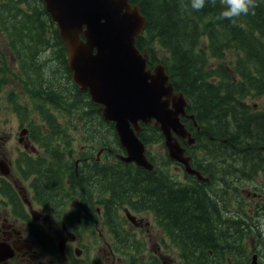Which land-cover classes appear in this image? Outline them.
Instances as JSON below:
<instances>
[{"label": "trees", "instance_id": "trees-1", "mask_svg": "<svg viewBox=\"0 0 264 264\" xmlns=\"http://www.w3.org/2000/svg\"><path fill=\"white\" fill-rule=\"evenodd\" d=\"M129 2L138 5L145 17L144 31L136 37L135 45L140 52L148 56V68L152 69L156 63H162L174 90L184 94L188 102V112L194 114L197 126H204L206 138L211 136L220 141L218 152H229L234 155L235 160L246 163V168L236 167V171L245 172L246 175L255 171L258 165L264 163V111L250 112L251 106L243 103L240 95L264 93V0H257L258 7L254 15L242 16L235 22L218 19L220 0H217L214 7L206 4L200 11L192 10L189 0ZM0 27L8 28L5 30L9 36L7 42L13 46L18 44L17 48L24 51L27 48L29 51V54L15 56L19 63L18 69L27 75V89L39 93H49V90L63 92L61 89H64V84H71V88L66 86V89L74 93L73 108L70 110L66 97L60 98L63 108L59 113L66 111V124L70 123L73 116V127L80 126L78 131L81 134L83 132V137L86 136L90 142L88 149L75 157L78 160L77 173L63 176L62 170L67 169V159H62L61 155L72 153L69 148L71 143L67 134L68 126L61 128L57 121L48 119L49 123L51 122V133L47 136L53 138V142L49 144L47 152H44V157L53 158L56 162L39 158L32 162L33 167L28 173L41 176V190L44 195H51L58 189L60 195L57 200H65L69 198L70 192H73V195L80 192L82 195V190L86 192L87 187L90 188L89 194L95 195L98 200L100 194H105L101 201L106 211L104 226L112 235L114 249L130 256L127 257L129 264L137 262L130 249L143 247V242L127 230L124 221L122 230L119 231L115 227L116 223L111 220V211L113 214L123 209L132 212H154L159 226L169 232L173 242L186 253L188 260L189 257L194 258V264H215L210 259L209 250L216 252V263L219 264L226 255L233 258L237 252L243 251L245 244L242 231H236L235 236L230 238L226 233L222 238L224 241H234V248L229 245H216L213 237L216 229L207 220L199 217L200 213L204 216V209L199 208L200 191H191L193 189L189 190L174 182L172 178H165L164 182L163 174L157 173L164 168L155 162L149 147L154 143L163 144V136L153 123H141L138 137L145 144V154L154 164V168L146 170L134 163L122 162L118 158L124 151L114 126L103 118L99 106L91 102L88 92L80 91L72 84V72L67 66L65 56L66 49L57 38V30H53L58 46V51L54 50L53 53L57 59L52 62L58 63L57 76L62 75L65 82L63 85L60 81L56 85L52 83V71L49 69L52 68L51 62H48V65H39L33 56L35 46L46 40V28L56 27L41 0H0ZM201 40L204 45L199 44ZM205 49L209 56L226 60L231 67H225V63H217L215 68L207 67L208 56L204 54ZM226 52L233 54L231 61L226 59ZM4 59L0 60V76L10 70ZM26 62L31 63L33 67H28ZM38 68L43 72L46 69L51 71L49 80L30 77L34 74L32 70ZM4 84L5 78L0 77V89ZM44 85H47L49 90ZM100 126L101 131L97 130ZM204 142L205 140L202 141ZM209 144L210 142L206 146ZM223 146H228V150L223 151ZM103 148L106 150L102 155L113 156L114 161L96 159L94 153ZM241 155L243 158L239 157ZM250 155L255 157L250 158ZM165 160L168 163L172 161L168 157ZM255 163L258 165L252 168ZM27 171L28 168L24 169L25 173ZM43 172L45 174H42ZM66 178L70 181H65ZM36 181L37 179L34 184ZM198 184L192 180L193 186ZM46 200L53 199L48 196ZM223 203L225 204V201L212 203L207 213L218 214ZM253 235L258 237L255 231Z\"/></svg>", "mask_w": 264, "mask_h": 264}, {"label": "flooded vegetation", "instance_id": "flooded-vegetation-1", "mask_svg": "<svg viewBox=\"0 0 264 264\" xmlns=\"http://www.w3.org/2000/svg\"><path fill=\"white\" fill-rule=\"evenodd\" d=\"M7 29L0 27V33H3V36L5 35V40L9 37L5 33ZM53 30H57L56 35L59 39L57 27H49L46 28V40L39 42L37 47L35 46L36 51L33 56L35 58L40 56V60L36 61L39 65L44 63L48 65V62L57 59L53 53L54 50L58 51ZM6 45L8 51L5 50L4 54H8L9 59L17 62L15 56L24 54V50L17 48L18 44L13 46L8 42ZM65 71L67 72V70ZM31 78L39 79L47 78V76ZM64 86V90L67 91L65 93H46L43 91L32 93L34 96L42 98L39 105H20L21 103L16 99L9 105V108L20 119L19 122H16L17 130L15 133L12 132L13 127H3L2 129L5 130L0 133V143H2L1 140L6 145L12 139L17 141L16 152L12 155L6 154L0 149V160H3L9 168L8 175L4 176L0 173V264H108L109 262L110 264H115V262L120 264L116 258L113 262L108 261L109 254H112L111 251L91 258L93 256L91 255V249H95V253H100L99 243L101 239L104 241L101 231L106 229V226H104L106 211L101 201L105 194H100L98 200L95 195L89 194L90 188L87 187L86 192L84 189L82 190V195H80V192L76 195L70 192L68 199L57 200L60 195L58 189L51 195H44L43 190H41L43 185L41 176L33 173L28 174L33 167L32 162L43 158L40 156L41 152H47L49 144L53 142V138L47 136L48 133H51L49 132L51 122L49 123L48 119L51 118L52 121H57L54 110L58 111L60 108L61 111L63 108L58 97H66L68 101L73 99V91L66 89V86L71 88V84L67 83ZM24 92L21 91L20 94L23 95ZM10 98H12V95L9 96ZM29 99V97L25 98L24 101L30 104ZM33 113L37 115V118L33 116ZM185 114V116H182V123L195 141L193 144H188L187 138H180V143L185 149V155L189 158L190 166L196 173H188L184 164H180L186 178L184 181H177L175 177H170L168 171L165 170H159L157 173L163 174L164 182L165 178L167 180L172 178L174 182L182 184L189 190L193 189L196 193L198 191L202 193L203 202L200 201L199 208L204 209V216L200 213L199 217L207 220L216 229L213 235L216 245L221 244L225 247L229 245L234 248V241L230 239L228 241L222 240L226 233L229 234L230 238V236H235L236 231H242L243 240L245 235L250 232L252 236H254V231L258 234V237L254 236L253 239L256 243L254 247L249 250L245 247L241 253L237 252L232 262H230L231 256L227 257L226 255L221 264H226L227 260V264H264V163L262 165L257 163L252 165V168L258 166L254 169L255 171L247 175L245 172L236 171V167L232 166L234 155L229 152L220 153L218 149H213L212 145L217 147L220 141L211 136L206 138L204 126H197L195 117L193 119L188 117L193 113L188 112L187 106L185 107ZM21 131L22 135L20 134ZM203 140H205L204 143H202ZM209 142L210 144L206 146ZM225 142L226 140L223 143ZM228 148V146L224 147L225 150H228ZM103 149H100V154L96 153L97 160L101 158L102 152L106 150V148ZM224 149L222 150L224 151ZM12 156L15 157L11 158ZM61 158L67 159V169L62 170L63 176L77 173L78 160L75 159L73 154H63ZM110 159L115 160L113 156H110ZM44 161L56 162L55 159L46 157H44ZM226 161L229 162L228 165H225ZM214 162L220 164L214 165ZM242 165L243 168H246V163ZM225 167L228 168L223 169ZM26 168H28V171L25 173L24 169ZM256 171L260 175L259 183L254 178ZM42 174H45V172ZM247 177H250V179ZM36 179L37 181L34 184ZM192 180L197 181L199 184L193 186ZM65 181L69 182L70 180L66 178ZM214 181L219 183L215 184ZM244 182L251 183L254 190L246 191ZM48 196H51L53 200H46ZM76 200L78 206L70 209V203ZM221 201H225V204L221 206V211L218 214L209 215L207 213L209 206L214 202ZM126 210H117L115 214L111 211L113 223H117V226L120 223L122 230V222L124 221L127 224L129 222L135 229L146 233L144 228L146 221L139 218V221H136L137 225L132 224L126 217ZM149 215H151L149 219L153 223L155 221L161 233L165 235L161 242L164 245L166 240H169L171 244L174 243L169 232L167 233L159 226L156 214L150 212ZM142 221L145 222L142 224ZM249 223L253 229L249 227L247 231L244 225L248 226ZM232 224L235 226H232ZM132 229L134 228H129L135 234ZM109 235L112 237L111 234ZM152 251L154 250L146 253V256L152 255ZM181 252L185 264H194L193 257H189L190 260H188L186 253L182 250ZM161 255L163 261H160L163 264L168 257L165 254ZM209 256L215 264H219L216 263L218 260L216 252L209 250ZM136 261L139 260L136 259ZM150 262V264H158L153 262L152 258ZM199 262L201 261L199 260Z\"/></svg>", "mask_w": 264, "mask_h": 264}, {"label": "water", "instance_id": "water-1", "mask_svg": "<svg viewBox=\"0 0 264 264\" xmlns=\"http://www.w3.org/2000/svg\"><path fill=\"white\" fill-rule=\"evenodd\" d=\"M42 2L66 49L73 84L87 91L91 102L100 106L103 118L113 123L125 150L118 158L152 170L154 165L137 135L141 123H153L163 136L168 158L184 164L188 173H196L178 140L187 138L188 144L195 141L180 121L186 115L187 100L174 90L163 64L148 68V56L135 45L145 27L138 5H131L129 0ZM0 173H9L3 160ZM126 215L137 225L135 216Z\"/></svg>", "mask_w": 264, "mask_h": 264}, {"label": "rangeland", "instance_id": "rangeland-1", "mask_svg": "<svg viewBox=\"0 0 264 264\" xmlns=\"http://www.w3.org/2000/svg\"><path fill=\"white\" fill-rule=\"evenodd\" d=\"M7 35V34H6ZM5 36V35H4ZM3 36V33H0V60H2V58H5L4 60L7 62L8 67H9V71L6 72V74L1 75L0 77H4L5 78V84L1 87L0 89V133L1 131L5 130L2 129L3 127L8 128V127H13L12 132L15 133L16 132V122H19V116L12 111L9 108V105L12 103V101H16L18 100L21 104L20 105H39L41 103L42 98L39 96H34L32 93H38V91L36 90H32V89H27L28 86L27 84H25V80L27 82L26 76L25 74L21 73V70H19L17 67H19V63L18 61L15 62L12 59L8 58V54H4L5 50L8 51L7 49V39L5 40V37ZM7 42V43H6ZM200 45H204L203 44V40L200 41L199 43ZM206 50V49H205ZM36 51V50H35ZM35 53V52H34ZM158 53V52H157ZM29 54V51L26 48V51H24V55ZM32 54V53H30ZM159 54V53H158ZM205 56H208V63H207V67H214L217 63H225L227 65H225V67L230 68L231 66H228V63L226 60L223 59H219V58H215L212 56H209L207 53V50L204 52ZM226 59H228L229 61H231L233 59V54H231L230 52H226ZM17 60V59H16ZM36 60H40V56L36 57ZM18 63V65H17ZM52 68H49L51 71L49 70H44L41 71V69H35L32 70L34 72V74H32L30 77H46L47 76V80H49L50 78V72H51V76H53L52 79V83L54 85H56L57 82L60 81V83L63 85L65 82V79L63 78V76H59L60 78H58L57 73H58V63L57 62H51L50 63ZM26 65L30 68L33 67V65L31 63L26 62ZM21 66V65H20ZM21 69V67H20ZM37 80V78H34ZM44 82V81H43ZM27 86V88H26ZM44 87L48 88L47 85H44ZM28 90V91H26ZM49 90V88H48ZM21 91H25L24 94H20ZM35 91V92H33ZM61 91L63 92H51L49 90L50 93H64L65 90L61 89ZM12 92V93H11ZM28 94V95H27ZM225 94V93H224ZM12 95V98L9 99V96ZM241 100L243 103L250 105V112L253 111H264V93H260V94H256V93H247V94H241ZM30 98V104H28L27 102L24 101L25 98ZM16 99V100H15ZM59 101H60V97H58ZM69 108L70 110H72L73 108V101H69ZM248 110V109H246ZM60 108L58 109V111L54 110V113L56 114V118H57V122L58 125L62 128L63 126H65L64 128H66L67 126V134H68V139H70V143H71V148L72 149V153L74 155V157H78L80 155L81 151H86L88 148V146L90 145L89 140L87 139V137H83V132L81 134V132L78 131V129H80V126H78V128L73 127L74 125V121H73V116L71 117L70 123L68 122V124H66V121L68 120V117H66V111H63L62 114L59 113ZM20 115V114H19ZM40 115V114H39ZM33 116L35 118H37V115L35 113H33ZM41 116V115H40ZM5 122V123H4ZM2 123V124H1ZM55 123V124H56ZM97 130L101 131V126L97 127ZM1 135V134H0ZM82 135V137H81ZM97 135H99V133H97ZM59 141H61L60 139H58ZM2 143H0V149H2L6 154L12 155L14 152H16V143L17 141H13V139L11 141L8 142V144L6 145L5 143H3V140H1ZM58 141V142H59ZM5 144V145H4ZM18 145V144H17ZM225 146L222 147V149H224ZM62 148V146H61ZM150 151L153 153L154 157H155V162L158 164L159 167L164 168L165 171H168V173L170 174V177H175V179L178 181H184L185 178V174L184 171L181 167L180 164H177L173 161L171 162H166L165 158L167 157L165 154V148L163 146V144L160 143H154L152 144L150 147ZM213 149H218L219 147H214L212 145ZM68 149V148H67ZM225 150V149H224ZM96 155V152L94 153ZM41 157L44 158L45 154L41 152L40 154ZM15 156H12L11 158H14ZM239 157H242L239 156ZM255 156H251L250 158H253ZM101 159H105V161L107 159H110V156L103 154L101 156ZM235 160V159H234ZM107 162V161H106ZM216 164H220V163H216ZM228 161H226V165H228ZM243 163L239 160L236 159L235 161H233V167H242ZM228 167H225L223 169H227ZM257 172V173H256ZM254 174V178L255 181L257 183H259V179H260V175L258 173V171H256ZM250 179V177H247ZM176 182V181H175ZM216 182V181H214ZM244 188L246 191H252L254 190V188L251 186L250 184H247L246 182H244ZM194 191V190H191ZM206 191V190H205ZM195 192V191H194ZM199 198L201 199V202H203V198H202V193L200 194ZM78 206V202L76 201H72L70 203V209L74 208ZM79 208V207H78ZM131 212V214L136 215L138 218H143V220L146 221L144 228H145V232H141L138 229H135L134 226H132L129 222L128 224H125L127 230L134 234L133 232H131L129 230V228L131 229V227H133L134 229H132L135 234L136 237L143 243H141L143 245V247L139 248V249H130L132 255H134L135 259H138L139 261L136 262V264H150V259L152 258L153 262L161 264V261H163V256L162 255H166L167 260L165 263L163 264H185L186 262L184 261L183 257H182V252L180 250V248L172 243L168 240H166V244L164 245L161 242V239L165 238V235L163 233H161L160 228L157 226V224L154 223L149 219V217L151 218V215H149L150 211H139V212H132L131 210H129ZM142 221V224L145 222ZM125 223V222H124ZM122 225L123 222H122ZM232 226H235L234 224H232ZM249 227L251 229L252 226L249 225L245 226L244 228L248 231ZM116 228L118 230H121V224L119 223V225L117 226L116 223ZM147 228V229H146ZM231 228H230V232H231ZM102 236L104 238L101 239L100 243H99V247L100 253H95V249H91V255H93L91 258L95 257L96 255L101 256V254L103 253H108L109 251H111L112 254H109V258L108 261H112L114 260V258L119 260L120 264H129L130 261L127 259L126 254L114 250V242H113V238L109 235L108 230L107 229H102ZM245 239L243 241V244H245V247L249 249H251L252 247H254L255 241L254 236H252V233H248L245 235ZM136 242V241H135ZM145 246V248H144ZM96 250H98L96 248ZM151 250L152 251V255L146 256V253H150ZM157 250H159V252H157ZM162 254V255H161ZM160 255L162 256V258L160 257ZM90 258V259H91ZM148 259H149V263H148ZM233 258L231 257L230 262H232ZM228 263V260L226 262V264ZM110 264V262L108 263ZM115 264H117V262H115Z\"/></svg>", "mask_w": 264, "mask_h": 264}, {"label": "clouds", "instance_id": "clouds-1", "mask_svg": "<svg viewBox=\"0 0 264 264\" xmlns=\"http://www.w3.org/2000/svg\"><path fill=\"white\" fill-rule=\"evenodd\" d=\"M217 0H189L192 10L200 11L206 4L214 7ZM221 10L218 19L235 22L242 16L254 15L258 7L257 0H220Z\"/></svg>", "mask_w": 264, "mask_h": 264}, {"label": "bare ground", "instance_id": "bare-ground-1", "mask_svg": "<svg viewBox=\"0 0 264 264\" xmlns=\"http://www.w3.org/2000/svg\"><path fill=\"white\" fill-rule=\"evenodd\" d=\"M226 165V164H225ZM221 202H223V201H221ZM224 204V203H223ZM220 206H221V204H220ZM229 219V218H228ZM232 219V218H231ZM230 220V219H229ZM233 220V219H232ZM235 220H237V219H235ZM224 231V230H223Z\"/></svg>", "mask_w": 264, "mask_h": 264}]
</instances>
